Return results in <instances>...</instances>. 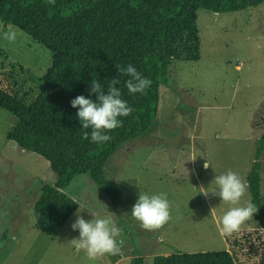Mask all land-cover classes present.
<instances>
[{
  "label": "rangeland",
  "instance_id": "1",
  "mask_svg": "<svg viewBox=\"0 0 264 264\" xmlns=\"http://www.w3.org/2000/svg\"><path fill=\"white\" fill-rule=\"evenodd\" d=\"M7 25L0 19V87L31 104L60 60L13 24L17 39L5 40ZM197 28L200 59L170 63L156 119L141 137L121 144L105 164L106 176L123 191L122 202L114 207L89 174L75 176L65 192L81 207L55 237L40 231L36 203L58 175L43 156L8 138L14 116L0 106V264H112L117 259L116 264H131L135 256L154 264L157 255L230 250L218 225L233 205L213 192L218 190L214 180L235 172L247 186L241 205L251 202L248 174L264 134V2L226 13L199 9ZM206 159L212 164L207 169ZM259 160L264 206V152ZM141 192L166 195L171 219L161 229L145 230L132 217ZM78 210L87 221L99 212V218L115 222L121 229L117 254L93 261L74 248L71 241L79 231L71 225ZM260 229L253 216L229 236L241 242L235 253L238 264L259 263Z\"/></svg>",
  "mask_w": 264,
  "mask_h": 264
},
{
  "label": "trees",
  "instance_id": "2",
  "mask_svg": "<svg viewBox=\"0 0 264 264\" xmlns=\"http://www.w3.org/2000/svg\"><path fill=\"white\" fill-rule=\"evenodd\" d=\"M264 0H0V19L13 24L46 46L59 58L36 99L27 104L0 87V106L13 116L8 138L27 151L43 156L58 175L54 185L36 203L41 214L39 229L55 237L77 211L65 189L72 179L89 174L110 197L114 207L122 202L119 184L105 174V164L117 148L129 139L141 137L156 119L160 86L168 81L169 65L174 60L200 59L197 11L206 9L226 13L257 7ZM132 64L151 81L144 94H131L130 78L119 73L117 65ZM93 79L107 91L111 79H118L121 98L134 109L119 117L122 126L106 134L112 138L97 144L83 139L71 101L77 96L98 102L91 92ZM264 134L257 145L256 158L248 174L251 203L259 209L254 217L264 234V206L261 194ZM248 234L247 242L251 240ZM230 250L176 252L157 255L154 264H238L236 252L241 242L231 239ZM263 251L258 264H264ZM251 251V250H250ZM253 252V251H251ZM251 258V257H250ZM131 264H145L143 256Z\"/></svg>",
  "mask_w": 264,
  "mask_h": 264
},
{
  "label": "clouds",
  "instance_id": "3",
  "mask_svg": "<svg viewBox=\"0 0 264 264\" xmlns=\"http://www.w3.org/2000/svg\"><path fill=\"white\" fill-rule=\"evenodd\" d=\"M47 3L54 6L56 0H47ZM3 37L5 40L14 42L17 39V30L13 25L8 24L3 31ZM117 67L119 73L130 77L126 81V88L131 94H144L145 90L151 86V81L143 77L132 64H128L127 67L121 65ZM118 83V79H111L105 92L102 84L93 79L91 92L98 95V102L84 95L77 96L71 101L72 107L79 109L77 117L82 128L91 129L90 133L84 132V140H88L90 136L93 143L108 142L112 137L106 133L122 126V121L118 118L127 117L134 111L121 98V90L116 86ZM210 166L212 164L206 159L204 167L207 169ZM214 181L218 190L213 192L222 197L223 202L233 205L225 212L218 225L221 235L231 236L239 232L243 224L251 221L259 209L251 202L241 205V199L247 191V186L235 172L229 170L225 174L217 175ZM201 189V193L207 196L208 191L203 187ZM70 199L74 201L73 203L79 204L75 197H70ZM79 206L81 207L80 204ZM91 214L94 219L87 221L79 215L78 210L77 219L71 227L74 231H79V238L73 239L72 245L77 251H84L93 261L106 254H117L119 252L117 237L120 236L121 229L110 218H99V212ZM131 215L143 229L156 231L171 219L170 203L163 193L150 196L141 192L137 203L132 208Z\"/></svg>",
  "mask_w": 264,
  "mask_h": 264
},
{
  "label": "crops",
  "instance_id": "4",
  "mask_svg": "<svg viewBox=\"0 0 264 264\" xmlns=\"http://www.w3.org/2000/svg\"><path fill=\"white\" fill-rule=\"evenodd\" d=\"M66 225V224H65ZM165 255H168V254H165ZM119 262V259L115 260L112 264H116Z\"/></svg>",
  "mask_w": 264,
  "mask_h": 264
}]
</instances>
